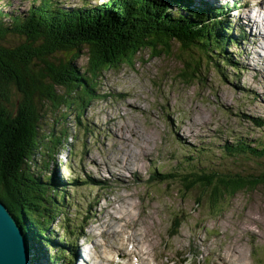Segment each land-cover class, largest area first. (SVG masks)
I'll return each mask as SVG.
<instances>
[{
	"label": "rangeland",
	"instance_id": "obj_1",
	"mask_svg": "<svg viewBox=\"0 0 264 264\" xmlns=\"http://www.w3.org/2000/svg\"><path fill=\"white\" fill-rule=\"evenodd\" d=\"M31 1L0 0V10L25 11ZM104 1L58 0L63 7ZM175 1L170 11L179 3L197 12H202L198 7L204 8L198 0ZM237 14L230 13L229 23L240 47L232 44L225 50L238 63L239 73L222 64V75L211 72L205 82L184 83L177 78L179 63L173 57L151 56L145 48L133 65L122 62L99 73L80 124L75 111L64 119L49 106L42 110L39 122L44 132L54 127L59 133L65 128L69 135L65 148L59 150L60 160L49 161L44 173L53 174L56 188L65 194L58 219L50 226L56 244L46 251L47 256L62 258L61 264H84L76 259L79 237L84 234L83 240L103 245L95 246L92 264H108L106 256L113 259L109 264L134 261V255L126 251L109 253L107 240L117 242L112 249L130 247V254L143 255L151 239L149 254L138 257L140 264L178 263L182 255L196 249L201 255L187 264H264V186L225 196L212 206L206 196L197 203L201 189L185 191L179 180L190 169L264 173V159L235 158L221 151L234 135L247 140L264 137V129L250 118L264 119V61L258 57L262 46H257L263 35L255 34L257 45L251 43L249 28L245 40L237 36ZM10 38L2 42L14 45ZM233 52L239 55L234 57ZM76 63L82 70L87 68L85 51ZM200 145L204 148L199 160L194 149ZM35 161L40 164L38 156ZM161 172L177 176L159 180ZM174 218L181 221L179 227L173 226ZM102 229L112 232V238L101 235ZM47 238L52 237L47 233ZM61 238L70 243L64 244ZM40 261L37 264H48L43 256Z\"/></svg>",
	"mask_w": 264,
	"mask_h": 264
},
{
	"label": "trees",
	"instance_id": "obj_2",
	"mask_svg": "<svg viewBox=\"0 0 264 264\" xmlns=\"http://www.w3.org/2000/svg\"><path fill=\"white\" fill-rule=\"evenodd\" d=\"M171 1L106 0L63 7L55 0H32L25 11L0 10V201L20 227L34 264L41 256L48 264L63 260L47 256L46 251L55 240L50 226L58 219L65 194L56 188L53 174L44 173L49 161L60 160L59 150L65 148L69 135L65 128L59 133L54 127L44 132L39 121L46 106L64 119L75 111L80 124L99 73L122 62L133 65L145 48L151 56L173 57L179 63L177 78L188 84L205 82L211 72L222 75V64L241 71L225 50L227 45L238 44L226 35L225 29L231 28L225 21L188 7V12L177 7L170 11ZM9 37L14 45L2 42ZM84 51L87 68L82 70L76 60ZM250 118L264 129L263 118ZM67 148L70 151L71 145ZM203 148L194 149L199 160ZM221 151L235 158L264 159V137L247 140L234 135ZM35 165L38 168L32 169ZM175 176V172L157 173L159 180ZM179 180L185 191L201 189L197 203L206 196L217 206L225 196L264 186V173L190 169ZM180 224L174 218L173 226Z\"/></svg>",
	"mask_w": 264,
	"mask_h": 264
},
{
	"label": "water",
	"instance_id": "obj_3",
	"mask_svg": "<svg viewBox=\"0 0 264 264\" xmlns=\"http://www.w3.org/2000/svg\"><path fill=\"white\" fill-rule=\"evenodd\" d=\"M0 264H30L28 243L14 216L0 201Z\"/></svg>",
	"mask_w": 264,
	"mask_h": 264
},
{
	"label": "bare ground",
	"instance_id": "obj_4",
	"mask_svg": "<svg viewBox=\"0 0 264 264\" xmlns=\"http://www.w3.org/2000/svg\"><path fill=\"white\" fill-rule=\"evenodd\" d=\"M258 36H259V34H258ZM251 43H252V42H251ZM112 255H113V254H112ZM112 260H113V259H112ZM40 262H42V260H41ZM40 262H39V263H40ZM108 264H109V263H108Z\"/></svg>",
	"mask_w": 264,
	"mask_h": 264
}]
</instances>
